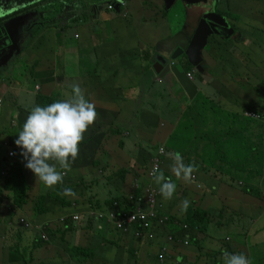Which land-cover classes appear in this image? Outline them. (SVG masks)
Listing matches in <instances>:
<instances>
[{"label":"crops","instance_id":"1","mask_svg":"<svg viewBox=\"0 0 264 264\" xmlns=\"http://www.w3.org/2000/svg\"><path fill=\"white\" fill-rule=\"evenodd\" d=\"M164 2L165 0H126L125 9L115 6L109 10L107 5L114 4L113 0H0V19L9 14L8 20L11 22L9 27L14 38L10 53L0 61V97L4 98L0 140L3 136H11L10 133L14 132L12 128H18L15 126L17 119L24 115L23 111H26L19 102L20 95L24 93L27 96L32 93L24 83L15 79L17 74L15 71L34 70L40 76L34 87V93L37 95L32 99L28 97L29 104L32 105L31 109L36 106L39 96H55L64 100L63 95H72V85L78 84L85 98L95 105L97 112V119L89 128H95L102 122H106L107 127L109 124L113 126L106 131L107 141L112 146L111 151L115 153L114 157L109 156L113 163L109 160L108 168H100L98 163H96L97 167L92 166L96 169L92 174L95 179V189L107 185L105 180L108 179L105 176L107 170H110L112 175H120L122 171H125V174L124 179L120 175L115 187L108 184L110 190H113L106 191V195L102 197L95 192L89 195L91 198L79 193L81 197L79 196L78 199L64 195L62 199L66 197L75 199L81 204L80 209L85 213L91 209H108L111 205H108L109 201L120 199L118 201L128 202L129 196L137 194L134 189L136 176L141 177L148 171L151 159L158 155L161 148L165 151L163 167L165 176L173 174L170 170L172 160L167 156L168 152H179L184 159L215 157L223 160L218 164L219 167L212 170L206 168L203 162L197 164L198 170L193 174L191 183L175 178L173 182L176 183L177 189L173 198L165 201L162 197L164 213L170 216L174 223L166 224L162 229L157 230L154 242L143 243L133 237L123 236L120 239L123 252L125 255L131 250L135 254L138 252L139 257H136L138 264H160L157 262V256L161 247L167 243L168 236H181L182 224H187L189 216L199 209L210 215L213 220L216 219L215 223L209 225L207 232L193 231V242L187 247L191 249L190 255L186 260L177 254L179 249L185 248L180 242L182 237L178 238L175 244L169 243L170 255L166 264H224L222 244L226 242L230 244L232 253L246 255L252 264H264V215L259 217L261 206L264 205V194L263 200L258 197L253 198L256 193L254 190H258L260 183L247 181V179L251 180L252 174L259 175L264 172V163L259 165L257 159L259 151H262L264 146H259L261 141L257 137L255 124L244 131L245 135H242L240 119L236 123V120L231 118V115L243 116L245 111L260 113L258 110L262 96H259L258 91L261 92L262 89L257 90V86L252 84V79L245 76L244 78L247 77L250 82L247 88L234 86L237 87L233 90L234 93L227 96L226 86L223 84L222 90L220 84L225 83L223 80H226V84L230 83V77L236 79L241 76L229 77L227 73L218 76L212 63V59L218 56L217 53L214 55L215 50L235 54V47L241 48L246 44L245 42L251 41L253 37L257 38V34H254L248 26L259 25L257 19L262 20L260 24L264 26V0H218L217 12L224 14L218 11V7L222 4L223 6L220 7L233 13L234 20L239 26L236 24L233 26L232 19L226 17L235 33L228 39L212 38L211 53L204 51V72L200 73V78L196 76L195 81L187 78L188 72L197 73L189 63L186 64L189 67H184L183 74L175 69L176 65L171 64L170 71L166 72L163 78L153 70L155 56L164 52L161 42L170 35L168 26L175 25V22L169 21L166 16L168 11L165 10ZM196 9L201 10V8L182 6L184 22L185 20L189 23L196 22V19H193V16L196 17L198 14ZM184 22L180 21L178 25L182 26ZM77 25H83L84 30L87 27L91 32L90 37L84 39L83 33L75 31L73 38L67 39L65 35L74 31ZM76 35L79 36L78 39L75 38ZM228 42L234 45L228 46ZM219 46L222 48L220 49ZM229 48L233 51H229ZM228 59L234 62L236 55ZM214 72L217 75L215 78ZM37 86L39 89L36 88ZM237 89L238 92H235ZM6 96H9L8 100H5ZM121 129L125 133L123 137L128 138L132 132L134 138H121ZM15 130L17 133L21 131ZM117 136L119 140L116 143L114 138ZM16 139L18 137H15L14 142ZM88 141L89 139L87 141L84 139L81 142L84 145L79 149L77 163L88 154L87 149L95 147V142ZM215 141H218L217 148L212 144ZM1 152L5 158L2 172L7 173L10 169L9 165L14 163L26 172L31 186L39 184L34 172L26 167L27 160L22 152L13 161L6 158V151ZM98 152L94 150L93 153L96 155ZM99 155L102 156L100 152ZM238 158L239 161L236 160ZM225 160L233 162L234 173L222 170ZM124 164L128 165V170L122 169ZM86 166L87 164L76 168L80 170ZM87 168H90L89 163ZM71 170L75 171L73 164ZM99 170L102 177L97 173ZM82 174L83 178L78 183L68 180L56 185L54 192L43 194L46 196L45 207L48 211L44 214H36L37 223L47 227L52 226L53 229L54 224L59 225L63 217L70 219L71 215L77 214L72 213L73 211L67 213L68 209L73 208L67 204H53L49 195L54 194L57 188L63 191L65 187L74 190L75 187L81 186L86 182L84 180L86 174ZM214 174L219 178H213ZM237 175H243L244 179L239 180ZM69 176L67 172L64 177ZM139 182L141 186L146 185L147 178H139ZM141 191L142 188L140 194ZM184 199L190 201L186 211H182L181 206ZM229 202L239 204L237 210L240 212L232 211L236 205H231ZM6 203L9 201H6L2 208L0 207V225L6 226L8 232L4 233L0 228V237L6 236L9 244H15L18 234L15 230L17 225L5 208ZM99 206L101 207L97 208ZM18 212L24 213L23 210ZM224 213L228 219V226L222 223L217 225L216 216H222ZM26 214L31 215L27 211ZM54 214L58 216L57 220L51 219ZM256 224L260 226L256 227ZM88 226L98 234H102V231L113 233L116 231L106 225L101 230L95 220L88 223ZM213 226L226 230L227 234L217 233ZM234 226L238 229L236 230ZM83 228L81 224L78 229ZM61 229L59 225V231ZM55 234L53 233V236ZM26 238L32 240L27 235ZM110 242L114 241L110 240ZM33 245L34 240L27 248L31 254L38 250L33 249ZM198 247H201V250ZM48 251L47 247L39 248L37 254ZM207 253L218 256L211 258ZM5 256H9L8 253ZM7 259L4 258L5 261Z\"/></svg>","mask_w":264,"mask_h":264},{"label":"rangeland","instance_id":"2","mask_svg":"<svg viewBox=\"0 0 264 264\" xmlns=\"http://www.w3.org/2000/svg\"><path fill=\"white\" fill-rule=\"evenodd\" d=\"M101 1H107V0H101ZM223 3V2H222ZM182 6H184V4L180 1H178L173 8L167 12L166 16H168L169 21L175 22V24H180V21H182V23L184 22V17L185 15L182 12ZM217 6V4H216ZM220 6H223L222 4H220ZM218 7V11L220 12H224L223 16H228V19H232L231 23L233 26H235V24L237 26H239L238 23L235 22V16L233 13H230V11L223 9L222 7ZM237 19H242L241 17H236ZM179 21V23H178ZM262 20L257 19V23H259V25L254 24V26H248L251 31L254 34H257V38L253 37L251 39V41L249 42H245L246 44L243 47H235V54L230 53V52H214L217 53V57L216 59H214V55L213 57L209 58H213L212 59V63L213 66H215L214 71L218 72V76L219 74H228L227 76H236L240 75L241 78H236L234 79L233 77H230V83L226 84V80H223L225 83H221L220 84V88L223 90L224 88L222 87L223 84L226 86V92H227V96L231 95L234 89H236L237 87L234 86H238L240 88H247V85L250 83L246 78H244L245 76H248L252 79V84L256 85L257 90L258 89H262V91H258L259 92V96H262V100L261 103L259 105V110L262 109L264 107V26H261ZM180 26V25H179ZM83 25H77L75 26V30L71 31L69 33H67L65 36L67 39H72L73 35L75 33V31H78L79 33H83V37L84 39H87V37H90V30L86 27V29H83ZM181 27V26H180ZM74 29V28H73ZM214 36H212L213 38ZM210 39L208 46L205 49V52L211 53L210 48H211V42L213 41V39ZM228 46H232L234 45V43L228 42L227 43ZM220 49L222 48L221 46H219ZM213 48V47H212ZM229 51H233L232 49L229 48ZM232 55H236V61L231 62L229 61V57ZM48 60L52 63L51 59L48 57ZM260 63V68L259 66L257 67V65ZM24 66V65H23ZM22 66V67H23ZM187 66L186 65V60L184 58L181 59V61L179 63L176 64V70L179 71L181 74H183V69L184 67ZM189 67V66H187ZM243 67V68H242ZM17 74L15 76V79L20 81L21 83L25 84V87H28L32 93L28 94L26 96V94H22L20 95L19 98V102L22 106L25 107L26 111H23L24 115L22 117H19V119H17L16 121V127L18 128H12V130L14 132H12V135L14 137H18V133L16 132L15 129H19L22 130V126L24 124V121L27 119L28 115H30L31 112V107L32 105L29 104V99L28 97H30L31 99L33 98L34 95H37V93L35 94L34 92V87H35V83L38 82L39 79V74L36 73V71L32 70L30 72H27L26 70H20L17 72L15 71ZM225 72V73H224ZM234 72V73H233ZM251 75V76H250ZM196 76L198 78H200V73H195L194 76V81ZM212 76V75H211ZM217 75L215 74V72L213 73V77L215 78ZM45 81V80H44ZM43 81V82H44ZM216 84V83H214ZM33 89H32V88ZM256 90V89H255ZM235 92H238V89L235 90ZM199 93V92H198ZM65 98L64 100L70 98L71 95H63ZM236 96H238L236 94ZM9 96L5 97V100H8ZM242 97V95H241ZM102 98V96L100 97ZM26 99L28 101H26ZM242 103V102H241ZM7 105H9V103H6ZM243 105V103H242ZM257 109V107L255 108ZM264 111V109H263ZM22 114V112L20 113V115ZM141 115V113H140ZM19 122V123H18ZM23 123V124H22ZM22 124V126H21ZM112 124V123H111ZM113 126H111L110 124L107 127L106 122H102L99 126L92 128L90 127L88 129V131L85 133V140L87 141L89 139L88 142H95V147H92L88 150V154L86 156L83 157V160H80L78 163L75 160V162L73 163V167L75 169V171L71 170L68 172V175H70L69 177H64V181H75L78 183L79 180H81L83 178V174L85 173L86 175H84V180L86 182L82 183L81 186L79 187H75L74 191L77 190L76 192V196L75 198H79V196L81 194H83L84 197H90V194L93 195V193L95 194V192L97 193V195L99 197H102L104 195H106V191H112L110 190V187L108 186V184L110 185H114V187L116 186V184H118V179L120 178V175H116V174H110V170H107L106 173V177H108V179L106 180L107 185H104L101 189L97 188L95 189V179L93 178V173L96 172V169H93L92 166L97 167L96 163L99 164V167H105L108 168L107 163L111 158L109 159V156H115V153H113V151H111L112 146L110 145V143L107 141V134L110 128H112ZM92 130L94 131V133H92ZM123 130L121 129V134L120 137L121 138H125V139H129V138H134L131 132V135L128 136V138L123 137L124 136V132H122ZM132 131V129H131ZM124 133V134H123ZM16 134V135H15ZM135 136V135H134ZM94 140V141H93ZM119 140L118 136L116 138H114V141L117 143ZM108 144V145H107ZM83 143H81L79 145V149L83 148ZM106 149V150H104ZM94 150H98L102 156L98 154H94ZM118 150H120V148H118ZM111 152V153H109ZM109 153V154H108ZM154 152H152L153 154ZM105 154V155H103ZM108 154V155H107ZM237 161H239L240 159H236ZM113 163V161H111ZM129 162V161H128ZM88 163H89V167H88ZM87 164L86 168H81L80 170H77L76 167H84V165ZM58 166V165H57ZM223 171H230L231 173H234L232 170L233 167V162L230 160H227L226 162H224L223 164ZM114 167V166H112ZM118 168V166H117ZM122 169L123 170H128V165L124 164L122 165ZM23 170V168H22ZM11 170L9 169V172ZM163 171V170H162ZM8 172V173H9ZM99 176L102 177V175H100V170L97 172ZM110 175V178H109ZM172 176L175 177L174 174H172ZM239 180H243L244 176L243 175H237ZM236 176V177H237ZM120 180V179H119ZM247 181H249V179H247ZM39 182V187L36 184H33V189H35V193L37 194V196L39 195H43V194H49L54 192V188L56 186H54L53 188H47L43 185L42 182ZM70 182V181H69ZM78 188V189H76ZM131 188V187H130ZM115 190V188H114ZM80 193V195H79ZM125 193V191H124ZM32 195V193H31ZM61 197L63 195H60ZM54 197L58 198V195H54ZM81 197V196H80ZM89 198V199H90ZM256 198V195L254 193V197ZM65 199V198H64ZM84 200V199H82ZM85 201V200H84ZM65 202L67 205L73 207L72 209H68L67 213H77L74 215H78L79 216V222L78 223H74L73 222V215L70 216V220L66 219L64 222V225L67 226V231L65 232L63 229H61L58 233L56 232V234L54 236H52L51 238L48 237V240L45 244V248L47 247L49 249L48 252L42 253V254H37V252L39 251L36 250L33 254L30 253L29 248L32 245L33 242V238L37 235V232L34 229H26L23 227H20L19 225H17V228H15V230L21 234L19 235V244L18 246L20 247V253L21 255L24 257H26V261L27 264H75L72 260L69 259V251L71 250V248L76 247L79 249H93L94 250V255H95V259L93 262H90L89 264H103V262L105 261L104 259H109L111 260V258L109 256H112L114 253V250H116V247L119 246L117 248V253L121 254V249L123 247V245H119L117 241L115 242H110V238L112 236L111 232H104L102 231V234H98L95 233L94 230L92 228H90V235L87 233V227H88V223L89 221L93 220L92 218L89 219L88 221H85V212H82V210L80 209L81 204H78L77 201H75V199H70L69 197H66ZM231 205H236V207H234V210H236V213H239L240 211L237 210V208L239 207V204H237L236 202H229ZM93 204V202H91V205ZM241 204V203H240ZM228 206V205H227ZM101 206L97 207L100 208ZM99 211V210H96ZM19 214L22 215V213H18L16 215V224H18V217L20 216ZM264 214V213H263ZM260 217V216H259ZM31 221L36 220V216H29ZM52 220H57L58 216L57 215H52L51 216ZM70 221L73 222V225H70ZM219 223L222 224H226L228 226V219L226 217V215L224 214L220 220ZM81 224H83V229L79 230V226ZM60 225V224H59ZM58 223L54 224V228L52 229V226L49 227L48 229H51L52 231H58L59 228ZM260 225L256 224V227H258ZM13 227V226H12ZM213 228H215V226H213ZM212 228V229H213ZM234 228L237 230L238 227L234 226ZM102 230V229H101ZM217 233L220 234H227L226 230H222V229H218L215 228ZM64 233V234H63ZM33 237H31V235ZM26 235L29 236L32 240L29 241V239L26 238ZM17 236V235H16ZM91 236V238H90ZM215 237V236H214ZM216 239H218V237H216ZM93 240V242L91 243V241ZM56 249V250H55ZM62 250V251H61ZM137 257H139V253L136 252ZM141 256V255H140ZM77 257L80 258L81 263H83L85 261L86 258H84L82 255H78ZM117 258H119V256L114 257V260L112 261H116ZM76 260V259H74ZM121 264V261L118 262ZM105 264H111L109 262L105 263Z\"/></svg>","mask_w":264,"mask_h":264},{"label":"clouds","instance_id":"3","mask_svg":"<svg viewBox=\"0 0 264 264\" xmlns=\"http://www.w3.org/2000/svg\"><path fill=\"white\" fill-rule=\"evenodd\" d=\"M113 3L114 4L107 5V9L111 5L113 8L115 6L122 7L121 2L118 0H113ZM126 7H124V9ZM8 15L9 14L3 16L5 18L2 19L8 20ZM172 64L174 66L176 65V63ZM36 88L39 89V86ZM72 93L73 94L70 98L66 100H57L43 107H33L30 115L23 124L22 130L18 133V139L15 141V144L22 149V155L27 160L26 167L33 171L38 181L42 182L47 188H53L54 186L63 183L64 176L67 172L71 171L72 164L78 157L79 145L84 140L85 133L88 131L89 126L94 125V122L97 119L95 105L85 98L84 92L78 84L72 85ZM1 98L4 101V98ZM243 116L248 119L255 120V122L262 120L261 114L253 111H245ZM160 152L163 154L164 149L161 148ZM167 156L172 160L170 170L175 175L176 179L182 180L185 183H191L193 181V174L198 170L195 163L186 164L183 156L179 152H168ZM150 174L152 175L155 184L159 185V193L163 199L165 201L171 200L177 189V185L173 182L172 177L165 176L164 172L158 167H154L152 173ZM142 186L144 187V185ZM61 194L69 197L76 196L75 191L71 187H65ZM6 204L8 205V210L11 213L13 206L9 203ZM189 205L190 201L188 199H184L181 202L182 211H186ZM91 210L96 211V209ZM18 211L19 210H15V214L11 217L12 220H15V222L16 215L19 213ZM21 218H24L31 223L33 225L31 229H34L37 232V235L33 239L34 244L35 240L44 244L48 243L41 238L42 233L48 234L49 238L53 236V234H50L47 226L41 223H33L25 213H22V215L18 217V224L16 225L23 228L25 227L20 223ZM171 223H174L172 219ZM59 224L64 231H67L61 222H59ZM70 225H73L72 221H70ZM36 226H41V229L38 230ZM56 232L57 231H53V233ZM155 240L156 239L149 242H154ZM168 249L170 254V248L168 247ZM158 256L157 262H159ZM167 259L165 264L167 263ZM223 261L224 264H252L250 258L246 255L240 253H229L227 250L223 253Z\"/></svg>","mask_w":264,"mask_h":264},{"label":"trees","instance_id":"4","mask_svg":"<svg viewBox=\"0 0 264 264\" xmlns=\"http://www.w3.org/2000/svg\"><path fill=\"white\" fill-rule=\"evenodd\" d=\"M218 2V1H217ZM264 47V44H263ZM186 64L188 65V62H186ZM259 66L260 68V63L257 65V67ZM57 100H60L59 98L55 97V96H39L38 97V101L36 102V106H47L48 104H51ZM264 108V107H263ZM260 109L258 110L260 113L262 112L263 114H261L262 116V120L261 121H257L255 122V120H251L248 119L245 116H238V115H231V118L237 121L240 119L241 121V134L245 135V130L249 129L250 126L252 125H256L257 126V137L259 139V146H264V111ZM258 113V112H257ZM258 113V114H260ZM9 132V131H8ZM11 135V136H10ZM10 137H6L3 136V138H1V140H6L9 142L10 145H14L15 142V137L10 133ZM238 136V135H236ZM213 145H216V148L218 146V141H215L212 143ZM264 152V149L262 150ZM262 151H259V156H258V161H259V165H261L262 163H264V153ZM4 157L2 156V152L0 150V207L2 208L5 204L6 201H9V204L12 207V212L10 213L8 210V205L6 204V209L8 211V213L10 214V216L12 217L15 214V210H23V212L26 214L27 212L31 213V216H36L37 219V215L36 214H44L46 213L48 210L45 207L46 204V196L44 195H39L37 196V194L35 193V189H33V187L30 185V183H28V177L26 175V172H24L23 170H21L20 166H16V164L12 163V165L10 166V172L5 173V175H2V168H3V161H4ZM185 163H195V165L200 164L201 162H203L206 166V168L209 169H215L218 164L223 161L221 159H216L215 157H205V158H200V159H184ZM226 161V160H225ZM264 165V164H263ZM219 167V166H218ZM216 173L218 172L217 170L215 171ZM125 174V171H122L120 173L121 176H123ZM167 175V174H166ZM147 176V172L143 175H141V178L146 177ZM172 180L175 181L174 176H171ZM219 178L217 175H213V178ZM124 179V176H123ZM177 180V179H176ZM250 182H256L257 184H259V188L258 190H254L256 193V197H258L260 200H263V187H264V172L261 174H252L251 175V180L249 179ZM39 187V184H38ZM157 187H159V185H157ZM61 192L62 190L57 188L56 192L54 194L49 195V199L51 200V202L54 204L57 203L58 204H66L65 199L61 198ZM248 192V191H247ZM32 193V195H31ZM58 195V198L54 197V195ZM137 194H140V190H137ZM186 194H188V192L186 191ZM3 198V199H1ZM120 200V199H118ZM118 200H114L118 201ZM113 202H108V205H112ZM119 203L121 204V207L123 206L126 209H128V206H130L129 202H122L119 201ZM264 205L261 206V210L259 213V216L264 215ZM263 208V210H262ZM193 212V210H192ZM226 213V212H225ZM224 213V214H225ZM222 214V216L224 215ZM27 215V214H26ZM226 215V214H225ZM28 216V215H27ZM30 216V215H29ZM28 216V217H29ZM221 215L216 216L217 217V225H219V221L222 218ZM10 220V219H9ZM216 220V219H214ZM213 218L208 215L207 213L203 212V210H199L196 209L195 212H193V214H191L189 216L188 222L187 224L189 225V227L192 230H196L198 233L199 232H207L209 229V225L210 224H214ZM33 223H37L36 220L32 221ZM0 228L2 229V231H4V233L8 232V228H6V226L0 225ZM220 228V227H219ZM228 228V227H227ZM226 228V229H227ZM50 234H53V231L51 229H49ZM59 232V230L57 231V233ZM87 233L90 235V228L89 226L87 227ZM112 236L110 238V240H113L114 242L117 241L119 245L120 244V239L123 238V234L119 233V232H111ZM64 234V233H63ZM19 235L21 234H17V240L15 244H9V240H6V236H1L0 237V264H27L26 261V257L22 256L20 251V247L18 246L19 244ZM129 236V235H128ZM93 242V240L91 241V243ZM193 242V241H192ZM45 247L44 243L39 242L38 240H35V244L32 246L33 249H39V248H43ZM119 246L116 247V250H114V253L112 256H109L111 258V260L109 259H104L105 261L103 262V264L109 262L111 264H120L118 262L121 261L122 263H126V264H138L137 259H136V254L133 250L126 252L128 253L127 255H125V253L123 252V249H121V254L117 253V248ZM201 250V247H198ZM190 248L185 247L184 249H179L177 254L178 256L185 258V260L188 258V256L190 255ZM227 250L229 253H232L231 251V246L229 243H225L222 244V252L224 253V251ZM7 251V252H6ZM8 253L9 256H5ZM94 250L93 249H79L76 247H72L71 250L69 251V259L72 260L75 264H89L90 262H93L95 259V255H94ZM209 254V253H207ZM78 255H82L85 259V261L83 263H81L80 258L77 257ZM211 256V258H215V256L218 254H209ZM119 256V258H117L116 261H112L114 260V257ZM209 256V257H210ZM4 258H8L6 261L4 260ZM76 259V260H74Z\"/></svg>","mask_w":264,"mask_h":264},{"label":"built area","instance_id":"5","mask_svg":"<svg viewBox=\"0 0 264 264\" xmlns=\"http://www.w3.org/2000/svg\"><path fill=\"white\" fill-rule=\"evenodd\" d=\"M121 2V6L126 7L125 0H118ZM109 10L113 9V6L108 7ZM79 38L78 35L75 36ZM187 78L189 80L194 79V72H189L187 74ZM4 101L0 97V121H1V110L3 108ZM0 150L6 151V157L8 160H16L22 152V149L18 147L16 144L10 145L8 141L0 140ZM164 155L165 151L162 154L160 150L158 151V155L151 159L150 168L147 173V184L141 186L139 182L140 176H136L137 180L134 183L135 191L140 190L142 188V195L136 194L129 196V204L128 209L125 208L119 203V201L113 202V204L105 210L99 211H88L85 213V221L89 219H93L97 221L100 228H103L104 225L112 227L117 232L125 235L133 237L137 241L146 242L153 241L156 239V232L159 229H162L166 224H171L170 216L164 213V203L161 201L162 196L159 193V187L155 184L152 175L153 168L158 167L161 171L164 167ZM6 172H2L4 176ZM67 218L64 217L60 220L61 224L64 225V222ZM74 223L79 222V216L73 215L72 217ZM92 221V220H91ZM72 222V224H73ZM90 222V221H89ZM20 223L26 228L31 229L33 225L29 223L26 219L21 218ZM65 229H67V226ZM37 227V226H36ZM38 230L41 229V226L37 227ZM193 231L188 224H182V235L174 236L169 235L167 238L166 245L169 243L175 244L178 238L182 237L180 242L183 246L188 247L192 242ZM197 232V231H196ZM41 238L44 241L48 240V237L45 233L41 234ZM162 246L160 254L158 256V260L161 264H165L166 259L169 257V249L167 246Z\"/></svg>","mask_w":264,"mask_h":264},{"label":"water","instance_id":"6","mask_svg":"<svg viewBox=\"0 0 264 264\" xmlns=\"http://www.w3.org/2000/svg\"><path fill=\"white\" fill-rule=\"evenodd\" d=\"M178 1L201 10L196 9L198 14L193 16L196 22L185 20L181 27L177 23L168 26L170 35L161 42L164 52L158 53L153 62V70L162 78L170 71L171 64L179 63L182 58H186L198 73H203L204 51L212 36L228 39L235 33L226 17L217 12V0H165V10L169 12ZM10 24L9 20L0 19V61L14 45Z\"/></svg>","mask_w":264,"mask_h":264},{"label":"flooded vegetation","instance_id":"7","mask_svg":"<svg viewBox=\"0 0 264 264\" xmlns=\"http://www.w3.org/2000/svg\"><path fill=\"white\" fill-rule=\"evenodd\" d=\"M226 17V16H225ZM231 26V25H230Z\"/></svg>","mask_w":264,"mask_h":264}]
</instances>
